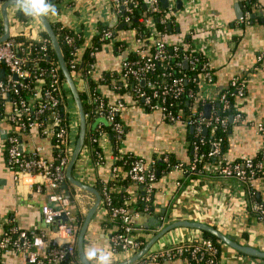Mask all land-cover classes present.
<instances>
[{
  "label": "crops",
  "instance_id": "1",
  "mask_svg": "<svg viewBox=\"0 0 264 264\" xmlns=\"http://www.w3.org/2000/svg\"><path fill=\"white\" fill-rule=\"evenodd\" d=\"M28 1L46 12V0ZM168 1L169 5L166 8L173 5L174 10L179 14L169 24L170 33H164L163 39L169 46L180 41L190 42L192 47L203 52L213 73L214 85L210 88L212 99L204 103L205 114L206 106L208 104L210 106L209 114L206 116H210L214 107L213 102L218 101L219 94L229 88L234 78L238 77L244 82V94L236 97L243 121L231 122L232 129L225 151L226 159L235 161L240 158L256 157L263 143L257 127L264 121V0H257L253 4L254 19L249 23L241 22L249 10L247 0ZM179 2H181L180 6ZM2 4H0V23H2ZM144 7L146 8L145 4ZM187 8L189 11H185ZM18 10L17 6L9 8L12 33H27L30 36L32 33H28L29 28L16 23ZM136 14L140 20L141 15L145 13L142 8H138ZM52 18L65 27L81 26L86 32L88 42L97 33L100 24H107L114 31L116 39L121 42L120 45L104 46L96 52L95 62L97 77H101L100 80H103L105 75L114 74L129 90L124 93L119 92L118 79L111 81L114 87L107 84L100 87L110 103L124 104L119 112L120 120L125 127V135L119 145L120 150L143 159L144 168L147 170L151 169L152 162H155L153 164L155 166L156 161L164 155H169L177 164H182L180 167L158 171L150 195L152 209L147 210V213L141 212V215L134 220L135 225L143 229L141 236L149 240L163 227L177 220L200 221L212 224L225 234L232 235L241 244H250L264 250V223L251 211L249 200L251 191L264 199V177L257 176L251 184H245L235 179L218 176L217 173L211 172L206 164L203 170L197 171L194 175L185 172L183 166L190 165L194 156L189 140L195 129L166 118L159 110H150L143 106L135 98V87L133 86L132 89L128 87V81L121 77L123 59L129 50L138 51L145 47H143V39L130 24L126 23L122 29H118L125 21L114 13L110 0H72L58 13L53 14ZM115 19H117L116 24L111 26V21ZM39 33L38 30L34 36ZM145 49L151 50L148 46ZM0 74L6 76L7 70L4 66L0 67ZM93 121L92 125L87 126V134L90 126L93 128L106 122L102 117H97ZM8 130L9 124L2 122L0 124V236L10 217L16 219V224L21 229L49 234V229L42 220L41 210L48 203L50 192L44 189L31 194L25 186L16 183L8 168L4 150ZM102 138L100 144L102 160L98 161L86 136V146L73 171L76 178L95 187L101 194L99 187L102 185V188L113 176V164L116 159L111 139L105 136ZM24 141L29 149L36 145L42 147L44 155L50 159L56 155L53 140L41 136L37 131L26 134ZM138 184L130 192L135 199L140 193L144 195L148 193L145 185ZM69 189L74 191L72 185H69ZM74 207L82 211L77 200ZM107 214L106 207L101 205L86 234V252L94 264H111L116 262V258L123 257L109 256L110 238L117 226L115 224L114 227L105 228ZM162 217L165 221L161 224L159 220ZM173 232V235L169 232L166 234L172 241H168L169 243L163 246L203 237V232L195 228L180 227ZM95 254L98 255L97 258ZM4 256V261L2 260L4 264H29L23 256L17 254L10 253ZM221 263L264 264V259L241 254L223 245ZM159 264L184 263L181 260H167Z\"/></svg>",
  "mask_w": 264,
  "mask_h": 264
},
{
  "label": "built area",
  "instance_id": "2",
  "mask_svg": "<svg viewBox=\"0 0 264 264\" xmlns=\"http://www.w3.org/2000/svg\"><path fill=\"white\" fill-rule=\"evenodd\" d=\"M6 1L8 0L0 4ZM110 2L113 5L114 13L131 25L132 18L139 8V2L137 0H110ZM142 2L146 5L147 13L152 16L159 15L160 24L172 23L174 17L179 14L177 10H174L173 5L169 8L162 7L161 0H142ZM184 2H187V0H184ZM185 11H189V8ZM181 12L184 11L181 10ZM140 20L146 24L150 33V41H144L143 47L148 46L151 50L146 51L145 48H141L134 51L140 55L137 60H130L127 56L124 57L120 71L121 77L125 80L135 78L141 83L142 80H145L143 86L153 89V93L150 95L142 86L136 85L137 100L141 99L143 106L150 110L161 111L166 118L174 122H180L186 127H194L197 134L205 129L212 135L219 128L225 130L230 120L228 115L221 116L217 114L215 107H213L210 116H206L205 111L199 109L200 100L202 103H206L212 99L210 88L214 85V77L203 52L192 47L190 42L180 41V43L173 45L174 51L178 49L183 51L184 61L190 68H195L198 64H201L198 75L200 90L196 97L192 92L188 93V96L193 98L195 102L189 108L190 112L188 114L182 111L172 112L169 108L172 102L167 98L170 94H172L170 97L175 99L187 94L183 86V78H174L172 82L162 78L157 87L156 81L148 80L146 76L149 72L155 70L158 60H169L174 58L176 53H168V44L163 39L164 33L157 28L154 16L147 17L143 14ZM250 21V12L247 11L241 22L249 23ZM16 23L30 29L29 33H32L30 36L22 33L28 40H41L40 33L36 36L34 34L38 30L41 32L44 28L33 13L28 21H23L16 15ZM81 28V26L76 25L70 29H74L78 33L80 30H84ZM135 31L137 33V30ZM12 34L13 36L10 39L0 43V67L4 66L7 70L6 76L0 74V96L3 98L0 124L4 121L9 124L4 150L7 156L8 168L17 184L25 186L31 194L44 189L49 190L48 203L41 210L42 220L49 229V234L43 231L21 229L16 224L14 217L8 218L4 232L0 236V264H4L2 262V260L4 261V255L10 253L23 256L29 264H83L77 251L78 235L83 223L80 222V217L83 216V213L74 207L75 194H69L62 190L63 185L68 181L66 169L71 160L80 128L78 107L74 97L68 93L69 87L66 79L60 76V66L51 61L49 68L50 82L48 84L44 83L42 75L46 70L39 69L42 57L29 56L24 47L18 49L21 43L13 40V37L20 35V33L13 32ZM114 35L112 29L104 28L101 39H109V44L113 45ZM83 37L88 42L86 33ZM66 41L73 45V50L70 52L71 58L67 65L79 92L84 91L91 78L101 79V77H97L96 62L89 61L85 67L82 55L86 44L76 45V38L69 35L66 36ZM49 43L51 46L50 40L43 39L40 47L45 55ZM94 54H96L94 51L90 52V55ZM200 57L203 59L201 60ZM27 64L31 65L30 69L27 68ZM82 65L81 76L77 72V68ZM28 79L36 80V86L31 87L27 84ZM63 90H67L65 100ZM244 90L243 80L238 77L234 78L229 88L223 90L218 96L217 100L222 104L221 110L226 112L232 106V96H242ZM23 91H28L31 95L25 98L22 96ZM90 97L95 104L91 112L104 118L113 126L121 143L125 135V127L121 121L116 119V116L124 104L121 102L117 104L106 102L95 90L91 92ZM167 102L170 103V106ZM231 117L235 122L243 121V115L238 104L235 105ZM257 128L262 135L263 143L260 155L264 158V121ZM34 131L53 140L56 152L53 159L46 157L43 148L40 146L36 145L33 148H28L24 137ZM104 136L105 138L109 137L107 132H102L100 137H93L91 140L92 143L97 144L99 149L94 150L98 161L103 158L100 144ZM202 142H205V140L202 139ZM210 143L213 149L208 153V156H212L214 161L205 164L209 166L211 172H215L223 178H231L245 184H251L252 180L258 176L257 172L264 169V162L262 160L256 161L255 157L240 158L241 161L239 162L227 160L225 154H222L221 151L222 138L214 139ZM198 150L199 148L196 145L193 149L194 162L191 164V170L197 168L196 163L204 156L203 154L199 156ZM119 151L122 156L124 152L120 150V147ZM163 158L164 161L169 162V155H164ZM154 163L152 162L151 167ZM181 165L176 164L173 167H180ZM183 168L185 167L183 166ZM118 171V167L115 166L113 177L118 176ZM129 174L131 179L145 185L148 193L145 194L144 200L150 201L154 182L157 179L156 171L144 168V162L141 160L140 164L136 163L133 166ZM250 193L254 192L251 191ZM129 198L123 206L113 207L111 212L107 210L108 220L117 225L110 238L109 256L114 258L117 255L123 256L122 258H116L114 263L128 260L148 242H144L141 236L143 229L137 227L134 223V220L141 215L142 211L131 209V204H133L135 198L132 193ZM110 204L111 198L107 187L104 186L102 188L101 205L107 207ZM147 210H149V207H145V211ZM251 211L264 223V204L257 201L252 202ZM63 216H65V219L62 218ZM159 221L161 224L164 223V217L160 218ZM153 247L141 258L129 264H159L167 260H181L184 264H222L221 257H218L219 250L217 246L208 238L200 237L194 240L180 241L163 247L159 246L155 249ZM95 257L97 258L98 255L95 254Z\"/></svg>",
  "mask_w": 264,
  "mask_h": 264
},
{
  "label": "trees",
  "instance_id": "3",
  "mask_svg": "<svg viewBox=\"0 0 264 264\" xmlns=\"http://www.w3.org/2000/svg\"><path fill=\"white\" fill-rule=\"evenodd\" d=\"M3 1H5V0H0V3ZM46 1L47 2L45 5V9L46 8L47 9H46L45 14L49 18V20L51 21L53 29H54V31H55V33H56V35L60 41L62 53L64 54L66 62L69 64V60L71 58L70 52L73 50V45L67 43V41H66L67 35L73 36L76 38V45L86 44L84 51H83V55H82V60L84 62L85 67L89 61H95V54L90 55V52L94 51L96 53L99 50L103 49L104 46L109 45V43H110L109 39H105V40L101 39L103 29L109 28L107 26V24H105V25L100 24L99 28L97 29V33L93 36V38H91V40L89 42H86V40L83 37V35L86 33L85 30H80V32L76 33L74 29L67 28L61 22L53 20V18H52L53 14L58 13L63 8V6L71 3L72 0H46ZM137 1L139 2V8H142L143 13H145V16H147V17H153L154 16L157 28L159 30H161L163 33H166V34L170 33L169 24H166V25L160 24L159 15H153V16L150 15L149 13H147V10L144 7V3L142 2V0H137ZM256 2H257V0H247V3L249 4V10L248 11L250 12V20L251 21H253V19H254V18H252V14L254 13V9H253V13H252V7L254 6L253 4H255ZM17 16L23 21H28L32 16V12L29 11L28 9L24 8V7H21V8H19V10L17 12ZM131 27L133 29L137 30V35L141 36L143 41H145V42L150 41L149 30L146 27V24L139 20V16L136 14V12L132 18ZM2 32H3V26H2V23H0V35L2 34ZM40 35H41V40H31V39L28 40L24 34H20L18 36L13 37V40H15L18 43H21V46L18 47V49H21L24 47L26 53H28L29 56H31V57L32 56H36V57L41 56L42 57V60L40 61L39 69L46 70V72L42 75V81L44 83L48 84L50 82L49 68L51 66V61L55 62L56 65H59V62H58L57 55H56L52 45L50 46V43H49V48H48L46 55L40 49V47L42 46V43H43V39L50 40L49 36L44 31V29L40 32ZM77 36H78V38H77ZM114 36H115V41H113V46L117 47L118 45H120L121 42L116 39V35H114ZM168 53L169 54L176 53V56L174 58H170L169 60H158L156 62L155 70L149 72L147 74L146 78L148 80L151 79V80L156 81L157 87L159 86L160 80L162 78L167 79L169 82H172L174 80V78H179V77L183 78V86L185 87L187 94H184L179 99L171 98L170 95H172V94H170L167 99H169V101L172 102V105L170 106L169 102H167V104L170 106L169 108L172 110L173 113L182 111L185 114H188L190 112L189 108L191 106H193L195 103L194 99L188 96V93L192 92L194 94V96L196 97L197 94L199 93V90H200L199 84H198V78H199L198 75L200 73L201 64H198L195 68H190V66L184 61L183 51L181 49L174 51V46L168 45ZM126 56L130 60H137V59H139L140 55L137 52L131 51V52H128V54ZM202 59L203 58H201V60ZM30 67H31V65L27 64V68L30 69ZM77 72L80 73V75L82 76V68L80 66L77 68ZM60 76L63 79L65 78L61 69H60ZM115 79H118V81H117L118 88L117 89L119 92L124 93L125 91H129L128 88L126 89L123 86V83L120 82L121 80L117 76H114V74H111V76L105 75L103 80H95L94 78H91L88 82L87 88L84 91L83 90L80 91V95H81V98L83 100L84 108H85V112H86L87 124L92 125L94 123L93 120H95V118L98 117L97 115H94L91 112V110L95 107V104L92 102V99L90 97L91 92L93 90H95L96 93L98 95H100L101 97H103L106 102H109L108 99L101 92L100 87L103 84H107L111 87H114L113 82ZM112 80H113V82H111ZM36 83L37 82L34 79H28V81H27V84H29L31 87L36 86ZM128 83H129L128 87H130L131 89L133 88V86L135 87L136 85L139 84L140 86H142L144 88V90L147 92V94L152 95V93H153V89H148L147 87H144L143 84L141 83V81H138L135 78H130L128 80ZM66 93H67V90H63L64 100H65ZM68 93H70L73 96L70 89H68ZM134 94L136 96L135 91H134ZM30 95H31V93H29L28 91L22 92V96L25 98H28ZM231 100H232V106L226 112H223L221 110L222 104L219 101L213 102V106L216 108L217 114H219L221 116L228 115V119H230V116L234 113L235 105L237 104L236 97L232 96ZM2 101H3V98L0 96V111L2 110V107H1ZM139 101H140V103H143L141 99H139ZM198 106H199V109L204 110L205 104L202 103V101L200 100ZM116 119L121 121L119 113L117 114ZM231 129H232V123H231V120H229L228 126L226 127L225 130L222 128H219L216 131V133L213 135L209 131H207L206 133H205V131H202L199 134H197L196 131H193L191 136H190L189 146H190L191 150L193 151V149L197 145L199 148V150H198L199 156H201L202 154L204 156L202 159H200V161H198L196 163L197 168L194 170H191V164L194 162L192 160L191 164L187 165L184 168L185 171H186V169H188V171H186V173L189 175H194L195 173H197V171H201L204 169L205 163L214 161V158L212 156H208V153L213 149V146L210 143V141H212L214 139L222 138L221 151H222V154H225V151L227 150V147H228L229 135H230ZM102 132H107L109 135V138L111 139L113 153L116 156V159L114 161L113 166L114 167L117 166L119 169L118 176L117 177L112 176L111 179L108 180L107 182H105V184L103 185V187L104 186L107 187L108 193H109L110 198H111V204L109 206L107 205V207H106V209L111 212V208L123 206L130 199L129 197L131 195L130 192H131L132 188H134L136 185L137 186L139 185L138 183H136L135 180L131 179L129 171H131V169L133 168V166L136 163L140 164L141 160H143V159H141L140 157H138L134 154L128 153V152L124 153L121 156V152L119 151L120 141L118 140L117 133L113 129V126L111 124H109L107 121L105 123L96 125L93 128L90 126V128H89V131L87 134V139L90 140V146L93 147L94 150H99V149L97 147V144L92 143L91 140L93 137H100ZM123 138H124V136H123ZM202 139H204L205 142H202ZM255 158H256V161L262 160L264 162V158H262L260 153ZM236 161L239 162L241 160L237 159ZM176 164H177L176 161L173 160L172 158H170V156H169V162L164 161V158L162 157L160 160L156 161V165L152 166L151 170L156 171V175L158 176V171L168 170ZM257 174H258V176L264 177V169L261 171H258ZM218 176H220V175H218ZM66 185H68V187H69V185H71V184H69V182L67 181ZM101 186L99 187L100 191H102V188H103V187L101 188ZM62 190L64 192H66L64 190V187H62ZM72 193H74V191L70 190L69 194H72ZM145 197H146V195L140 193L138 198L134 200L133 204H131V209L136 210V211H142L144 213L151 211L150 209H152V206H151L152 201H145L144 200ZM249 200L251 201V203L254 201H257V202L264 204V199L261 198L260 196H258L256 193H250ZM145 207H149V210L145 211ZM83 219H84V217L81 216L80 217L81 223L83 222ZM114 225H115V223L111 222L110 220H107L105 222V228L114 227ZM145 238H143L144 242H147L148 240ZM203 238H208L215 243V245L217 246V248L219 250L218 257L220 258L222 255V246L224 244L221 243L214 235H212L208 232H203Z\"/></svg>",
  "mask_w": 264,
  "mask_h": 264
},
{
  "label": "water",
  "instance_id": "4",
  "mask_svg": "<svg viewBox=\"0 0 264 264\" xmlns=\"http://www.w3.org/2000/svg\"><path fill=\"white\" fill-rule=\"evenodd\" d=\"M161 1H162V6L164 8L168 7L169 5L168 0H161ZM178 5L180 6L181 2H179ZM11 6H21V7L28 9L37 17V19L43 25L44 31L49 36L52 47L57 55L60 69L66 79L68 87L71 90L73 97L75 99L76 105L78 107L79 118H80V128H79V133L77 136V140H76V144H75V148H74L71 160L66 169V175H67V180L69 184L73 186L76 200L80 204V207L83 212V217H84V220H83V223H82L79 235H78V241H77L78 255L83 264H94L87 255L85 240H86V234L88 232L89 226L94 216L98 213L100 209V206L102 203V194L95 187L76 178L73 172L77 164V161L80 157V154L86 143L88 124H87L84 103L81 98L80 92L76 86V83L71 75V72L67 65L64 54L62 53L60 41L53 29L51 21L46 16L45 12L41 11L32 2L28 0H8L2 4L1 14H2L3 32L0 35V43L10 39L13 36L11 32L12 25H11L10 17H9V8ZM116 21L117 19L111 21V26H114L116 24ZM125 25H126V22H123L119 26L118 29H122ZM26 36H28L27 33H26ZM82 67L83 65L81 66V68ZM142 83H145V80H142ZM209 109H210V106L208 104L205 109L207 115L209 114ZM230 120L232 122L233 118L231 117ZM204 131L206 133L207 129H205ZM63 187H64V190L67 193H69L70 190H69L68 185L65 184ZM62 218L65 219V216H63ZM180 227L195 228L202 232H208L214 235L221 243H223L224 245L232 248L233 250L241 254L251 256L254 258L264 259V250H261L250 244H241L232 235L225 234L224 232H222L221 230H219L217 227H215L212 224H208L206 222H200V221L177 220L163 227L158 233H156L152 238H150L148 242L144 245V247L139 252H137L134 256H132L128 260H124V261L113 263V264H129V263L135 262L136 260L141 258L144 254H146L152 248V246L156 244V242L160 238L165 236L171 230H174Z\"/></svg>",
  "mask_w": 264,
  "mask_h": 264
},
{
  "label": "rangeland",
  "instance_id": "5",
  "mask_svg": "<svg viewBox=\"0 0 264 264\" xmlns=\"http://www.w3.org/2000/svg\"><path fill=\"white\" fill-rule=\"evenodd\" d=\"M13 7V6H12ZM18 8H21L20 6H17ZM171 235H173L174 234V232H173V230H171L170 232H169ZM168 241H172V239H168L167 238V235L166 236H163L157 243H156V245L153 247V249H155L156 247H159V246H163V245H165V244H167V243H169ZM225 247H227L226 245H224ZM89 253V252H88Z\"/></svg>",
  "mask_w": 264,
  "mask_h": 264
}]
</instances>
